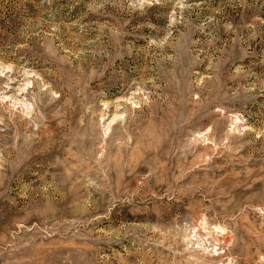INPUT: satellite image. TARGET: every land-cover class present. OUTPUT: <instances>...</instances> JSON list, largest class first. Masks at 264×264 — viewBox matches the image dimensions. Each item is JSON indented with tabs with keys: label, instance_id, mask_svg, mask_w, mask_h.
Wrapping results in <instances>:
<instances>
[{
	"label": "rangeland",
	"instance_id": "obj_1",
	"mask_svg": "<svg viewBox=\"0 0 264 264\" xmlns=\"http://www.w3.org/2000/svg\"><path fill=\"white\" fill-rule=\"evenodd\" d=\"M0 264H264V0H0Z\"/></svg>",
	"mask_w": 264,
	"mask_h": 264
}]
</instances>
